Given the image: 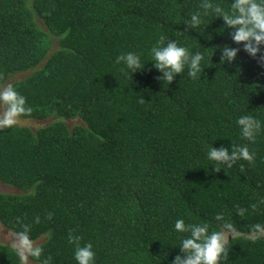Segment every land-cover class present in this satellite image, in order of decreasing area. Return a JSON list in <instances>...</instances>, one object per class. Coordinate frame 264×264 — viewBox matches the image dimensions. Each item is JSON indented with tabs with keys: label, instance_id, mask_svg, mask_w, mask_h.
<instances>
[{
	"label": "trees",
	"instance_id": "16d2710c",
	"mask_svg": "<svg viewBox=\"0 0 264 264\" xmlns=\"http://www.w3.org/2000/svg\"><path fill=\"white\" fill-rule=\"evenodd\" d=\"M200 4L0 0V89L26 98L31 112L19 118L50 120L0 129V181L17 190L0 191V223L44 239L33 263L77 264L72 234L92 244L95 264H170L188 235L175 221L221 230L219 213L235 228L221 264H264V235L252 234L264 224V123L252 142L236 124L241 115L264 122V63L241 50L220 64L218 45L239 46L230 29L217 31L220 18L184 30ZM161 36L204 54L201 78L185 69L170 85L157 79L150 49ZM128 51L145 64L131 78L115 62ZM231 142L246 144L253 162L215 172L209 147ZM0 264H21L1 242Z\"/></svg>",
	"mask_w": 264,
	"mask_h": 264
},
{
	"label": "clouds",
	"instance_id": "9594fccd",
	"mask_svg": "<svg viewBox=\"0 0 264 264\" xmlns=\"http://www.w3.org/2000/svg\"><path fill=\"white\" fill-rule=\"evenodd\" d=\"M200 9L201 11L191 13L189 19L185 20V31L197 29L205 23V18L208 16L220 18L223 21V27L217 31L223 33L225 29H230L228 35L231 41L239 46L218 45L220 64L231 65L237 60L241 50L249 57L264 63V0H231L227 8L215 0H201ZM212 38L211 35L206 37L208 40ZM150 53L151 64L160 73L157 79L168 85L185 69H187L188 77L192 79L201 78L205 69L202 66L204 61L202 52L192 53L187 47L179 45L176 40L165 42L163 36L150 49ZM115 62L123 64V70H126L124 74L130 78L133 73L142 71L145 66L140 55L132 51L116 56ZM0 105L4 106L3 112L0 113V129H10L17 123L20 115L31 112V108L26 107V98L12 86L0 89ZM262 123L264 122L252 115H241L236 119L240 135L249 142H252L261 131ZM254 157L255 153L250 152L246 144L232 142L228 147L211 145L207 152V159L214 162L212 169L215 172H220L221 167L231 168L240 160H246L251 164ZM252 207L255 208L256 205ZM245 211L246 209L239 208L238 215H243ZM36 220L39 222L38 217ZM215 220L221 222V230L210 231L208 223L186 225L183 219H177L174 230L179 233H188V235L180 239L179 254L171 260L170 264H221L229 251L227 234L234 232L235 228L232 223L224 221L222 214L218 213ZM21 229L15 232L14 244L21 264H24L28 256L39 258L42 249L33 246L28 225H21ZM252 234L264 235V224L253 225ZM68 240L69 243L76 245L74 259L77 264H95V252L91 243L80 246V237L72 234H69ZM44 264H47V261Z\"/></svg>",
	"mask_w": 264,
	"mask_h": 264
},
{
	"label": "rangeland",
	"instance_id": "374dc122",
	"mask_svg": "<svg viewBox=\"0 0 264 264\" xmlns=\"http://www.w3.org/2000/svg\"><path fill=\"white\" fill-rule=\"evenodd\" d=\"M23 77H24V75H18V76L15 77V79H21ZM5 87H8V83L3 86V88H5ZM3 110H4V106L0 105V113H2ZM76 122H79V121L78 120H76L75 122L69 121L68 123L70 125H73ZM48 123H50V120H47V121H34L33 120V121H31V120H25V119H22V118H18L16 124L22 125V126L23 125L30 126V127H32L34 129V127L37 126V125H41V124L44 125V124H48ZM0 191L3 192V193H16L17 192V190L15 188L6 186L1 181H0ZM227 235L229 237L230 234L228 233ZM14 241H15V233L10 231V230H8L5 226H3L0 223V242L2 244H5V245H8V246H11V247L15 248ZM43 241H44V239H39V241L33 242V246L35 247L38 244L43 243ZM24 264H35V263H33V261L28 256V258L24 262Z\"/></svg>",
	"mask_w": 264,
	"mask_h": 264
}]
</instances>
